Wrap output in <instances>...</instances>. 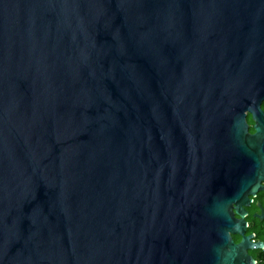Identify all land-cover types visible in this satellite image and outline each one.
Segmentation results:
<instances>
[{
    "label": "water",
    "instance_id": "95a60500",
    "mask_svg": "<svg viewBox=\"0 0 264 264\" xmlns=\"http://www.w3.org/2000/svg\"><path fill=\"white\" fill-rule=\"evenodd\" d=\"M263 99L264 0H0V264H256Z\"/></svg>",
    "mask_w": 264,
    "mask_h": 264
},
{
    "label": "flooded vegetation",
    "instance_id": "af4514ba",
    "mask_svg": "<svg viewBox=\"0 0 264 264\" xmlns=\"http://www.w3.org/2000/svg\"><path fill=\"white\" fill-rule=\"evenodd\" d=\"M226 156L237 164L242 180L250 183L245 192L246 201L239 203L234 214L237 220H242V236L232 235V238L235 243L243 237H251L249 241L253 245L261 243L263 247L248 250L255 260L257 253L264 250V240L259 238L264 234V99L254 113L245 112L238 148Z\"/></svg>",
    "mask_w": 264,
    "mask_h": 264
},
{
    "label": "trees",
    "instance_id": "16d2710c",
    "mask_svg": "<svg viewBox=\"0 0 264 264\" xmlns=\"http://www.w3.org/2000/svg\"><path fill=\"white\" fill-rule=\"evenodd\" d=\"M259 238L264 240V234H260ZM255 260L257 264H264V250L257 253Z\"/></svg>",
    "mask_w": 264,
    "mask_h": 264
}]
</instances>
